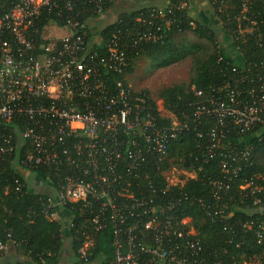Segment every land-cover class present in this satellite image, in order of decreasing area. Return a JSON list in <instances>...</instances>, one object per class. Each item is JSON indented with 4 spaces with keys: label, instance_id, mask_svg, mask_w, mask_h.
Masks as SVG:
<instances>
[{
    "label": "built area",
    "instance_id": "1",
    "mask_svg": "<svg viewBox=\"0 0 264 264\" xmlns=\"http://www.w3.org/2000/svg\"><path fill=\"white\" fill-rule=\"evenodd\" d=\"M107 1L0 0V166L20 171L18 192L27 184L50 187L44 203L48 220H65L73 228L72 215L67 219L60 211L81 204L92 210L89 221L96 232L110 226L111 256L103 255V264H236L210 258L193 218L181 216L182 197L160 199L179 184L166 176L167 188L158 189L148 169L165 158L169 141L187 128L188 119L211 121L198 137L207 140L205 161L221 149L222 177L212 181V194L222 201L232 179L251 168L254 143L264 150V13L252 8L264 0H219V11L232 1L240 7L228 36L218 28L220 82L206 93L192 87L204 99L193 103V115L184 114L182 121L157 107L160 118L171 120L169 126H159L148 98L130 87L123 71L126 46L159 40L163 26L175 18L168 6L153 8L135 18L131 39L126 33L113 36L99 52L93 21L105 14ZM231 14H226L228 21ZM109 73L122 75L115 76V90L107 85ZM230 134L248 136L254 143L232 145ZM188 172L196 177L195 171ZM37 173L48 184H37ZM244 180L241 189L253 185ZM198 202L206 214L214 210L229 224L226 204L212 209L202 199ZM253 224L241 227L245 231ZM256 236L261 238L260 232ZM8 246L0 242V258ZM93 246V236L86 234L78 251L85 264Z\"/></svg>",
    "mask_w": 264,
    "mask_h": 264
},
{
    "label": "trees",
    "instance_id": "2",
    "mask_svg": "<svg viewBox=\"0 0 264 264\" xmlns=\"http://www.w3.org/2000/svg\"><path fill=\"white\" fill-rule=\"evenodd\" d=\"M116 0H108L104 4L107 12ZM209 7L208 17L199 19L191 16L192 0H170L167 9L171 10V17L175 22L169 26H163L157 41L132 47L126 46L127 66L124 68V76L132 74L136 60L146 57L154 62L157 68L167 67L171 64L191 60L188 82L177 83L169 87H163L156 93V98L150 96L146 90L141 91L149 102V107L157 117L159 126H169L171 120L167 117L160 118L156 108V100L161 99L167 112L174 115L177 120H184V114L193 115V103H199L203 96L196 97L192 87L197 91L206 93L211 87L220 82L219 69L222 64L217 63L218 47L217 32L222 28L223 34L229 35L235 28L234 15L240 10L239 2L232 1L219 11V0H205ZM186 2V6L181 4ZM154 7H144L130 12L118 14L116 20L102 28L98 32L100 43L96 46L99 52L106 49V45L113 36L121 37L127 34L126 39H131L137 23L135 18L140 14L149 15ZM253 10L264 13V2L258 1L252 6ZM227 13L231 14V20H227ZM225 30V32H224ZM248 54L250 49L247 50ZM224 54L225 50H220ZM107 85L115 90V76L122 75L109 73ZM105 77V76H104ZM128 82V80H127ZM188 126L184 128L177 138L170 140L162 161L148 169L150 179L158 189L167 188L166 173L172 168H181L186 171H195V178H188L182 186H170L165 195L160 199L169 197H182V217L191 216L194 228L197 230L207 254L211 259H220L236 264H264V150L261 145L254 143V139L248 136L230 134L228 143L242 145L254 143L251 168L242 172L241 177L232 179L229 192L222 201L213 197L212 181L219 180L222 174L219 170L220 150L215 152V157L205 161L206 138H199L198 134L206 127H210L211 121L187 120ZM150 167V166H149ZM20 171L6 164L0 166V242H7L13 246L17 253L27 262L22 264H59L60 256L64 253V242H70L73 264H85L79 257V249L85 241V235L93 236L94 246L90 249L87 264H101L103 255L108 258L110 254V241L112 232L110 226L101 232H96L89 219L92 210L82 207L81 204H70L63 209V217L75 220V226L69 228L65 220L50 221L44 214V203L50 194V187L34 191L33 185H28L22 191L15 190V179L20 177ZM253 181V185L241 189L245 180ZM53 180V179H52ZM36 183L45 180L41 173H37ZM54 182V180H53ZM48 184V182H47ZM159 192V191H158ZM161 194V193H160ZM190 200L195 199V202ZM212 206L226 204L231 212L228 223H223L214 216V210L210 215L198 202ZM258 201V202H256ZM254 221L250 229L245 230L241 224ZM236 233L234 236L233 232ZM260 232L261 238L257 239L256 233ZM10 235V237H8Z\"/></svg>",
    "mask_w": 264,
    "mask_h": 264
},
{
    "label": "rangeland",
    "instance_id": "3",
    "mask_svg": "<svg viewBox=\"0 0 264 264\" xmlns=\"http://www.w3.org/2000/svg\"><path fill=\"white\" fill-rule=\"evenodd\" d=\"M124 0H116L114 5L108 10L109 14L105 16L103 19H106L107 22H113L117 15L122 13L123 11L132 10L130 5L127 4L124 6ZM127 3V1L125 2ZM145 4V2H141ZM139 3V5L141 4ZM163 2H159V4H162ZM199 4L203 3L201 0L198 2ZM197 3V5H198ZM205 3V2H204ZM208 5L205 3V5H202V8H206ZM126 8V9H125ZM192 16L193 13H191ZM197 18V17H196ZM106 20L103 23H105ZM96 26H100L99 19L95 21ZM95 26V25H94ZM98 28V27H97ZM96 28V37L98 36V29ZM191 60L189 58L171 64L167 67L163 68H157L153 61L146 57H140L136 60L135 63V69L134 72L127 76L128 82L130 84V87L135 91H143L146 90L149 92L150 96L156 98V93L159 89L163 87H169L177 83L182 82H188L189 79V68H190ZM157 107L160 109V111L167 115L164 112L163 102L161 99L156 100ZM192 172H188L186 170H183L179 167L172 168L169 172L166 173V176L169 180V182H172L171 184H182L190 178V175H192ZM34 191L38 190L36 188H33ZM43 189V188H41ZM64 253L60 256L59 264H73L74 258L71 254L70 249V242L65 241L64 242ZM22 264L23 260L25 258H20ZM9 262L11 264H14V258L9 257ZM26 260V259H25ZM254 264H259L258 262H255Z\"/></svg>",
    "mask_w": 264,
    "mask_h": 264
},
{
    "label": "crops",
    "instance_id": "4",
    "mask_svg": "<svg viewBox=\"0 0 264 264\" xmlns=\"http://www.w3.org/2000/svg\"><path fill=\"white\" fill-rule=\"evenodd\" d=\"M122 1V0H121ZM125 2L127 1V3L124 2V6H126L127 4L130 5L131 3V6L132 7L131 9L132 10H127V11H123V12H130V11H133V10H137V9H141V8H144V7H154V8H162V7H167V5L169 4L170 0H124ZM163 2L162 4H159V2ZM203 3L199 4V0H192L193 2V5L191 6V13H193L194 18L197 17V19L205 16V17H208V13L210 12L209 11V7L207 6L206 8H202V5H205V3L207 4V2L205 0H201ZM141 2H145V4L141 3ZM205 2V3H204ZM139 3H141L139 5ZM198 3V5H197ZM126 9V8H125ZM109 14V11L105 12L104 15L100 16V17H97L96 20L99 19V21L101 22L100 23V26H96V20L93 21V25L94 28H95V31H96V28L100 31L102 30L103 27H105L106 25L110 24V23H113V22H107L106 19H103L105 16H107ZM118 16V15H117ZM117 18V17H116ZM102 20H106L105 23H103L104 21ZM98 31V32H99ZM35 188L38 189V190H41V187L39 186H36L35 185ZM63 211H60L61 215L63 214ZM63 216V215H62ZM13 257L14 258V264H19L21 263V259L22 258L18 253L17 251L14 249L13 246L9 245L8 246V249L6 250V252L3 253V255L1 256L0 258V264H11L8 260L9 257ZM25 262H27V260H23Z\"/></svg>",
    "mask_w": 264,
    "mask_h": 264
},
{
    "label": "water",
    "instance_id": "5",
    "mask_svg": "<svg viewBox=\"0 0 264 264\" xmlns=\"http://www.w3.org/2000/svg\"><path fill=\"white\" fill-rule=\"evenodd\" d=\"M263 211H264V205H263Z\"/></svg>",
    "mask_w": 264,
    "mask_h": 264
}]
</instances>
